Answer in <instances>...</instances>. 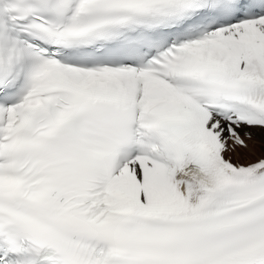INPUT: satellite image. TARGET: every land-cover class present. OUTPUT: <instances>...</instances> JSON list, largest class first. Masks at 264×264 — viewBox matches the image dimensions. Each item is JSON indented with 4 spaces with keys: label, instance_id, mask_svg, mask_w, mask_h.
<instances>
[{
    "label": "snow or ice",
    "instance_id": "6c2138e0",
    "mask_svg": "<svg viewBox=\"0 0 264 264\" xmlns=\"http://www.w3.org/2000/svg\"><path fill=\"white\" fill-rule=\"evenodd\" d=\"M0 264H264V0H0Z\"/></svg>",
    "mask_w": 264,
    "mask_h": 264
},
{
    "label": "bare ground",
    "instance_id": "6f19581e",
    "mask_svg": "<svg viewBox=\"0 0 264 264\" xmlns=\"http://www.w3.org/2000/svg\"><path fill=\"white\" fill-rule=\"evenodd\" d=\"M257 138H259L258 136H256ZM260 146V145H259ZM260 149V147H257V148H255V150H259ZM237 155H239V151H238V154Z\"/></svg>",
    "mask_w": 264,
    "mask_h": 264
},
{
    "label": "rangeland",
    "instance_id": "374dc122",
    "mask_svg": "<svg viewBox=\"0 0 264 264\" xmlns=\"http://www.w3.org/2000/svg\"><path fill=\"white\" fill-rule=\"evenodd\" d=\"M259 147H260V146H259ZM259 150H260V149H259ZM259 150H258V151L256 150V151H257V153L259 152Z\"/></svg>",
    "mask_w": 264,
    "mask_h": 264
}]
</instances>
